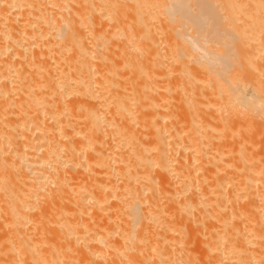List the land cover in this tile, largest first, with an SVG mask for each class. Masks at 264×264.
Masks as SVG:
<instances>
[{"label":"bare ground","instance_id":"bare-ground-1","mask_svg":"<svg viewBox=\"0 0 264 264\" xmlns=\"http://www.w3.org/2000/svg\"><path fill=\"white\" fill-rule=\"evenodd\" d=\"M0 264H264V0H0Z\"/></svg>","mask_w":264,"mask_h":264},{"label":"rangeland","instance_id":"rangeland-1","mask_svg":"<svg viewBox=\"0 0 264 264\" xmlns=\"http://www.w3.org/2000/svg\"><path fill=\"white\" fill-rule=\"evenodd\" d=\"M248 81H250V85H254L259 87L260 83H261V75H254L252 76Z\"/></svg>","mask_w":264,"mask_h":264}]
</instances>
